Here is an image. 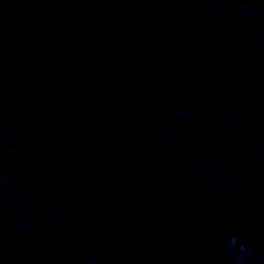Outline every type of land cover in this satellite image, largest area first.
<instances>
[{
  "label": "water",
  "instance_id": "water-1",
  "mask_svg": "<svg viewBox=\"0 0 264 264\" xmlns=\"http://www.w3.org/2000/svg\"><path fill=\"white\" fill-rule=\"evenodd\" d=\"M222 264H264V0H173Z\"/></svg>",
  "mask_w": 264,
  "mask_h": 264
}]
</instances>
